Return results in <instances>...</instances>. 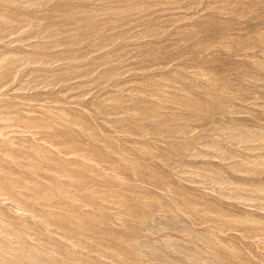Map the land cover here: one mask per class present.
Returning <instances> with one entry per match:
<instances>
[{"label": "rangeland", "instance_id": "obj_1", "mask_svg": "<svg viewBox=\"0 0 264 264\" xmlns=\"http://www.w3.org/2000/svg\"><path fill=\"white\" fill-rule=\"evenodd\" d=\"M0 264H264V0H0Z\"/></svg>", "mask_w": 264, "mask_h": 264}]
</instances>
